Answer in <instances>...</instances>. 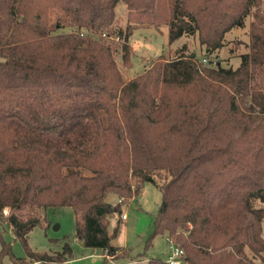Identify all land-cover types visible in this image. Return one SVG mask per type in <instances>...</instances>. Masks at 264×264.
<instances>
[{"label": "trees", "instance_id": "1", "mask_svg": "<svg viewBox=\"0 0 264 264\" xmlns=\"http://www.w3.org/2000/svg\"><path fill=\"white\" fill-rule=\"evenodd\" d=\"M248 17V51L221 66L210 57ZM145 25L167 26L169 43L196 36L207 63L182 46L125 80L116 57L129 62ZM143 183L160 193L147 244L165 236L182 264H264V0H0V220L28 260L71 257L67 240L54 254L26 245L60 207L83 246L114 257L107 225L122 203L106 198Z\"/></svg>", "mask_w": 264, "mask_h": 264}, {"label": "rangeland", "instance_id": "2", "mask_svg": "<svg viewBox=\"0 0 264 264\" xmlns=\"http://www.w3.org/2000/svg\"><path fill=\"white\" fill-rule=\"evenodd\" d=\"M250 20V17L246 19L244 28L234 29L227 34L228 44L210 58L220 61L223 67H237L240 61L238 56L248 51L245 44L248 41L246 32ZM113 25L121 28L128 25L126 8L121 2L115 8ZM61 30L65 32L68 28ZM128 45L129 62L123 63L119 54L116 57L118 68L125 80L142 73L161 55L167 58L174 57L182 46H185L186 54L190 56L193 54L198 60L206 58L205 48L199 45L196 36H182L169 43L168 28L165 25L136 27L128 38ZM118 199L111 194L106 198L111 203H117ZM159 202L160 193L152 183H143L136 197L122 199L121 214H125V220H121L119 215L112 214L107 225V231L112 236L111 245L121 249L114 257H107L100 249L85 247L75 238V215L70 207L46 209L42 213L44 218L42 224L33 228L28 234L27 248L40 253L54 254L62 251L63 243L67 240L71 257L65 264H102L104 259L106 264L126 263L136 258L166 260L169 243L165 236L155 235L147 244L153 231L154 215ZM262 206L264 207V204ZM262 236L264 238V220ZM2 242L9 245L10 255L3 256L0 264H57L30 262L23 244L14 238L8 224L0 220V250Z\"/></svg>", "mask_w": 264, "mask_h": 264}, {"label": "built area", "instance_id": "3", "mask_svg": "<svg viewBox=\"0 0 264 264\" xmlns=\"http://www.w3.org/2000/svg\"><path fill=\"white\" fill-rule=\"evenodd\" d=\"M202 64L205 65L207 63V60L203 58L201 60ZM122 199H118L117 203H121ZM126 216L125 214H121L120 219L125 220ZM169 243V252L166 258L167 264H182V249L178 246H176L171 240H168ZM105 255H107V251L104 252ZM109 257V256H107Z\"/></svg>", "mask_w": 264, "mask_h": 264}, {"label": "water", "instance_id": "4", "mask_svg": "<svg viewBox=\"0 0 264 264\" xmlns=\"http://www.w3.org/2000/svg\"><path fill=\"white\" fill-rule=\"evenodd\" d=\"M191 56H193V54H191Z\"/></svg>", "mask_w": 264, "mask_h": 264}]
</instances>
